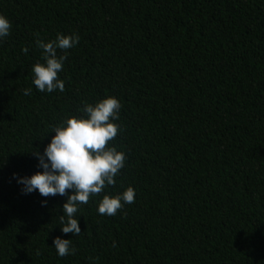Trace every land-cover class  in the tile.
I'll use <instances>...</instances> for the list:
<instances>
[{"label": "trees", "instance_id": "1", "mask_svg": "<svg viewBox=\"0 0 264 264\" xmlns=\"http://www.w3.org/2000/svg\"><path fill=\"white\" fill-rule=\"evenodd\" d=\"M0 14V264H264V0H0ZM58 33L79 37L58 50L64 91L39 92L35 42ZM109 95L125 165L64 234L65 198L24 195L13 173L39 171L52 126ZM129 186L132 204L98 214Z\"/></svg>", "mask_w": 264, "mask_h": 264}, {"label": "clouds", "instance_id": "2", "mask_svg": "<svg viewBox=\"0 0 264 264\" xmlns=\"http://www.w3.org/2000/svg\"><path fill=\"white\" fill-rule=\"evenodd\" d=\"M11 27L8 18L0 14V41L10 35ZM78 42V36L62 33L53 40L35 42L36 47L42 50L41 59L31 66L32 84L37 91H64V81L59 73L63 71L67 56L59 55L58 50L66 52ZM23 51L27 54L28 48ZM31 92V87L23 90L25 96ZM121 108L118 98L110 95L94 103L85 102L81 115H70L52 126L49 133L54 135L42 152L38 149L32 151L39 171L30 176L13 173V179L24 195L38 192L44 198L57 195L65 198L59 217L60 230L64 234L80 235L81 216L77 213L81 206L88 204L90 197L104 192L107 186L114 185L116 176L125 165V153L110 143L121 130L117 123ZM134 197L135 190L131 186L114 195L106 193L97 202V212L115 216L125 204H132ZM41 206H47V199L41 201ZM51 247L59 257L76 252L71 239L60 236L53 238Z\"/></svg>", "mask_w": 264, "mask_h": 264}]
</instances>
